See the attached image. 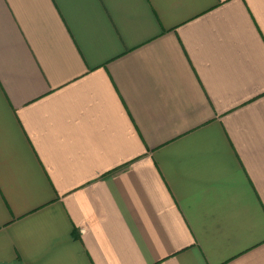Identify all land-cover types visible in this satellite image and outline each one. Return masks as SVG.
I'll list each match as a JSON object with an SVG mask.
<instances>
[{
    "label": "crops",
    "instance_id": "crops-1",
    "mask_svg": "<svg viewBox=\"0 0 264 264\" xmlns=\"http://www.w3.org/2000/svg\"><path fill=\"white\" fill-rule=\"evenodd\" d=\"M0 264H264V0H0Z\"/></svg>",
    "mask_w": 264,
    "mask_h": 264
}]
</instances>
